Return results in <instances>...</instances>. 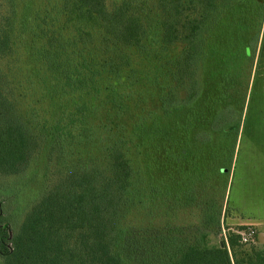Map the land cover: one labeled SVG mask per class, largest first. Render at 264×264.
Wrapping results in <instances>:
<instances>
[{
	"label": "trees",
	"instance_id": "trees-1",
	"mask_svg": "<svg viewBox=\"0 0 264 264\" xmlns=\"http://www.w3.org/2000/svg\"><path fill=\"white\" fill-rule=\"evenodd\" d=\"M72 1L113 46L96 58L87 42L71 45L67 39L52 41L55 71L70 90L49 124L48 158L52 173L60 174V185L47 191L18 235L4 232L0 224L4 264H123L117 239L106 238L105 225L109 222L118 231L114 197L107 192L108 187L114 183L118 194L136 187L139 171L147 176L146 157L151 147L145 139L170 145L173 136L176 158L185 161L182 171L165 180L157 168L149 167V182L158 185V202L166 204L170 213L181 206L189 211L196 232L191 237L161 236L160 244L140 264H264V243H242L239 234L229 230L214 243L207 231L221 228L225 202H230L231 163L226 162L233 154L206 150V145L213 133H232L237 124L220 119L216 111L207 129H194L192 119L186 118L187 111H192L190 105L204 103L199 102L198 72L207 57L208 34L225 11L237 3L249 4L245 0H156L159 19L149 39L154 41L156 52L166 53L160 74L171 85L168 92L156 97L159 115L167 118L164 126L145 115L152 112L139 114L128 124V111L113 106L117 88L127 81L140 82L130 68L127 48L150 55V48L141 44L145 31L139 12L144 10L145 1ZM257 41L258 32L248 41L246 51L253 54ZM180 44L183 48L179 53L168 57V50ZM158 77L156 74L154 78L159 86ZM182 94L186 102L179 123L175 117ZM137 95L142 98L141 92ZM137 147L141 154L145 152L140 170L133 161ZM30 160L26 136L12 128H0V175L23 173Z\"/></svg>",
	"mask_w": 264,
	"mask_h": 264
},
{
	"label": "rangeland",
	"instance_id": "rangeland-1",
	"mask_svg": "<svg viewBox=\"0 0 264 264\" xmlns=\"http://www.w3.org/2000/svg\"><path fill=\"white\" fill-rule=\"evenodd\" d=\"M144 1L145 8L139 12L145 31L141 44L150 48V55L135 47L127 48L130 68L140 82L127 81L117 88L113 106L128 111V124L137 115L152 112L145 115L155 117L166 126L167 118L159 115L156 97L171 87L160 74L161 70L164 72V67L160 66L167 57L165 52H156L154 41L149 39L159 19L156 0ZM246 2L249 6L237 3L225 11L220 23L208 34L207 57L198 72L199 102L204 103L190 105L188 108L192 111H187L186 116L192 119L194 129H207L215 111L220 119L237 124L232 133H213L208 138L211 143L206 145V150H225L233 154L226 162L231 163L228 171L230 202H225L227 208L226 212L223 210L224 218L222 213L221 228L207 230L214 243L227 230L240 226L255 230L256 238L252 243H264V0ZM77 7L72 0H0V128H12L25 135L31 157L23 173L0 175V224L9 234L18 235L27 216L47 191L60 185V174L52 173L48 158L49 124L54 122L56 110L64 104L70 90L55 71L52 41L67 39L71 45L87 42L96 58L113 46L105 39L103 31L89 22ZM256 32L258 41L252 54L246 47ZM182 48L181 44L171 47L167 56L179 53ZM156 74L159 86L155 84ZM138 92L142 93V98ZM128 94L131 98H127ZM180 99L176 121L184 117L185 95ZM145 140L151 147L146 157L149 170L157 168L165 180L182 171L185 161L176 158L175 136L170 145ZM144 156L145 152L141 154L139 147L134 149L133 161L139 170ZM148 168L147 176L139 171L136 187L130 191L119 195L112 186L114 183L107 190L114 197L118 231L109 222L105 225L106 238L117 239L123 264H140L153 247L160 244L163 235L191 237L196 232L195 226H191L196 222L187 214V209L172 208L170 213L166 204L158 202L161 191L157 184L149 182ZM0 264H4L1 257Z\"/></svg>",
	"mask_w": 264,
	"mask_h": 264
},
{
	"label": "built area",
	"instance_id": "built-area-1",
	"mask_svg": "<svg viewBox=\"0 0 264 264\" xmlns=\"http://www.w3.org/2000/svg\"><path fill=\"white\" fill-rule=\"evenodd\" d=\"M229 231H235L237 234L240 236V242L245 243V244H250L254 242L256 238L255 230L254 229H229Z\"/></svg>",
	"mask_w": 264,
	"mask_h": 264
},
{
	"label": "crops",
	"instance_id": "crops-1",
	"mask_svg": "<svg viewBox=\"0 0 264 264\" xmlns=\"http://www.w3.org/2000/svg\"><path fill=\"white\" fill-rule=\"evenodd\" d=\"M229 182H230V178H229Z\"/></svg>",
	"mask_w": 264,
	"mask_h": 264
}]
</instances>
